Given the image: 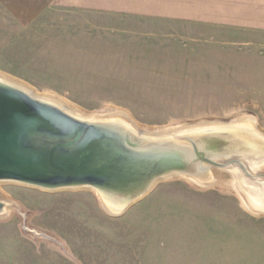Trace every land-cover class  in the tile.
Listing matches in <instances>:
<instances>
[{
    "label": "rangeland",
    "instance_id": "1",
    "mask_svg": "<svg viewBox=\"0 0 264 264\" xmlns=\"http://www.w3.org/2000/svg\"><path fill=\"white\" fill-rule=\"evenodd\" d=\"M158 29L88 39L109 52L86 59L97 68L30 86L86 112L122 109L146 128L247 114L264 131L263 34L188 22ZM0 190L13 202L0 217V264H264V214L232 189L164 178L119 214L92 188L0 181Z\"/></svg>",
    "mask_w": 264,
    "mask_h": 264
},
{
    "label": "water",
    "instance_id": "2",
    "mask_svg": "<svg viewBox=\"0 0 264 264\" xmlns=\"http://www.w3.org/2000/svg\"><path fill=\"white\" fill-rule=\"evenodd\" d=\"M234 122L135 131L117 120L76 115L0 77V181L47 190L92 188L119 214L164 178L203 180L209 172L233 174L236 166L246 177L264 180L261 168L253 175L244 164L250 150L235 133L240 129L232 131ZM7 206L0 199V217Z\"/></svg>",
    "mask_w": 264,
    "mask_h": 264
},
{
    "label": "crops",
    "instance_id": "3",
    "mask_svg": "<svg viewBox=\"0 0 264 264\" xmlns=\"http://www.w3.org/2000/svg\"><path fill=\"white\" fill-rule=\"evenodd\" d=\"M182 22L264 35V0H0V71L28 85L50 84L37 79L97 68L85 66L86 59L109 55L88 39ZM74 60L80 65L69 67Z\"/></svg>",
    "mask_w": 264,
    "mask_h": 264
},
{
    "label": "bare ground",
    "instance_id": "4",
    "mask_svg": "<svg viewBox=\"0 0 264 264\" xmlns=\"http://www.w3.org/2000/svg\"><path fill=\"white\" fill-rule=\"evenodd\" d=\"M0 77L7 81L15 83L28 91H31L35 95L44 97L47 100L57 103L76 115L85 116L88 118H105V119L117 120L124 123L125 125H127L128 127H130L135 131L139 130L146 133H156L161 131L164 132L178 128H183L185 125H189V124L192 125L197 124L198 126H195V128L197 129L198 127H202L200 125H208L210 124V122L216 124V121H220L219 119H209V120L202 119V120L189 121V122H180V123H175L160 127L146 128V127H142L139 123H137L133 119V117L128 112L122 109H109V110L86 112L56 94L40 92L34 87L26 84L25 82L17 78H14L6 73H3L1 71H0ZM227 120L233 122L235 121L234 124H232L233 126L231 127L232 131L235 132V129H240V131L236 130L235 133L237 134L238 137L240 136V139H242L244 144L248 145L245 146L250 151L247 154H244L242 159L244 164L248 167V170H250L251 172L253 171L252 172L253 175H255V171L258 168H261L264 171V131L261 130V128L257 125L256 119L246 114L237 117H232ZM248 141L251 142L252 144L249 145L247 143ZM230 170L233 172V174L229 172H216V173L214 172L212 175L211 172H209L206 179L203 180L189 177L186 175H182L179 177L186 179L192 183L195 182L203 186H209L208 183L212 182V180L216 178L217 180L215 184L212 186L227 188L230 190L232 189L235 191V193L239 195L240 200L246 209L255 212L254 208H257L260 211L264 212V180L259 179L256 176L248 178L241 172L239 167L236 166L231 167ZM234 183H236L237 185L239 184V187L241 188L242 192L249 200L250 204L247 203V201L244 199L241 193L236 189ZM96 193L98 194L102 204L104 205L107 211L114 214H117L119 212V209L117 207L107 202L105 198L101 196V194H99L98 192ZM8 196L6 193H4V191L0 190V199L8 203V206L6 207V213L2 217H5L9 212V210L12 208L13 202Z\"/></svg>",
    "mask_w": 264,
    "mask_h": 264
}]
</instances>
